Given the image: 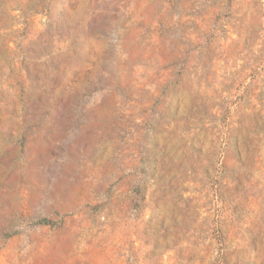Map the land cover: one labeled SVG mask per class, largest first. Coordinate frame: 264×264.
<instances>
[{
	"label": "rangeland",
	"instance_id": "1",
	"mask_svg": "<svg viewBox=\"0 0 264 264\" xmlns=\"http://www.w3.org/2000/svg\"><path fill=\"white\" fill-rule=\"evenodd\" d=\"M0 264H264V0H0Z\"/></svg>",
	"mask_w": 264,
	"mask_h": 264
}]
</instances>
